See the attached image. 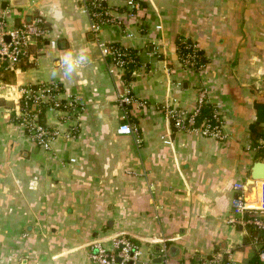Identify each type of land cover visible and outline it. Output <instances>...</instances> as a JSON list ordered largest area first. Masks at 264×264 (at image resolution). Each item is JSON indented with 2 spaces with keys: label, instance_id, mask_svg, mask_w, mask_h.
<instances>
[{
  "label": "crops",
  "instance_id": "1",
  "mask_svg": "<svg viewBox=\"0 0 264 264\" xmlns=\"http://www.w3.org/2000/svg\"><path fill=\"white\" fill-rule=\"evenodd\" d=\"M108 3L117 12L124 0ZM0 8L15 22L39 13L48 25L29 45L23 61L32 65L0 67V264H93L91 242L109 245L113 235L136 241L142 261L163 241L178 248L169 264L213 246H237L232 258L250 260L254 248L243 242L250 222L233 214L231 200L233 182L245 181L258 159L247 143L254 102H264V0H143L137 18L121 17L132 36L103 24V40L136 48L140 65L129 82L107 71L79 0H0ZM178 37L203 49L201 72L181 62ZM81 47L91 52L82 71L50 78L52 69L64 72L58 54ZM57 81L59 97L80 103L79 120L73 130L70 112L48 107L55 134L43 148L16 119L19 96L27 84ZM200 87L226 109L223 138L173 131L161 108H193ZM127 90L138 134L116 131Z\"/></svg>",
  "mask_w": 264,
  "mask_h": 264
},
{
  "label": "built area",
  "instance_id": "2",
  "mask_svg": "<svg viewBox=\"0 0 264 264\" xmlns=\"http://www.w3.org/2000/svg\"><path fill=\"white\" fill-rule=\"evenodd\" d=\"M82 7L87 12L91 21L90 30L92 31L99 54L106 62L107 71L111 74H122L123 67L126 62L132 61V57L126 56L125 47L115 45L113 41H105L101 37V26L103 24H111L115 28H119L123 35L130 37L133 35L132 31L123 24L121 17L137 18V12L142 6L143 0H124L120 11L114 12L109 6L108 0H79ZM7 9L0 8V67L16 68L17 63L21 60H26L30 55L29 45L32 42L42 39L48 31V26L43 15L39 13H31L28 17H23L18 22L13 21L7 16ZM114 12V13H113ZM121 14V16H120ZM123 46V45H122ZM138 67V66H137ZM139 68H137L138 70ZM199 70L197 72H201ZM135 71L134 73H136ZM4 82L0 78V88ZM57 88L56 82L41 83L36 89L34 95L35 101L38 99L52 101L49 108L57 111H68L69 108L74 110L66 119L71 121V129L77 127L79 116L78 109L80 103L77 98L59 97L60 91H55ZM21 95L26 94L29 90L27 87L21 88ZM20 95V96H21ZM19 96V97H20ZM64 99V102L61 101ZM120 103L125 107L126 104L135 102L133 94L128 90L122 93L119 97ZM206 101H209L204 88H199V93L195 99V106L193 108H186L182 106H174L164 104V113L169 117L174 118V125L180 130L195 129L204 135L215 136L217 138L224 137L223 126L225 124L226 109L223 107L221 101L213 103L214 117L216 123L212 126L205 122L202 127H193L194 116L199 111V108ZM125 121L121 122L116 131L121 134H138V128L134 123L126 120L127 114L123 113ZM35 132L31 137L43 148H48L50 138L55 134L54 129H48L43 125L35 124ZM262 141V139H260ZM247 149L256 154V146L251 144V140L247 143ZM258 158H260L258 156ZM74 161V157L69 159ZM260 191L258 196V204L255 205L249 201L244 200L242 187L244 181L236 180L233 182V189L235 191L231 200V207L234 215H241L243 213L248 218L250 223L257 229L264 230V221L255 215L259 212L264 213V179H260ZM249 215V216H248ZM110 244H106L103 239H94L91 244L94 246V251L90 253L93 264H136L140 261L141 264H152V257H159V264H169L168 244L166 241L161 242L158 248H154L151 258L148 261H142L140 245L125 235H113ZM250 243L254 248V254L257 255L255 260H248L245 264H264V245L262 240L258 237L251 239ZM236 247L230 246L223 248L221 246H213L208 252H193L191 256L181 255L179 264H238L231 256V251ZM253 254V256H254ZM252 256V257H253Z\"/></svg>",
  "mask_w": 264,
  "mask_h": 264
},
{
  "label": "trees",
  "instance_id": "3",
  "mask_svg": "<svg viewBox=\"0 0 264 264\" xmlns=\"http://www.w3.org/2000/svg\"><path fill=\"white\" fill-rule=\"evenodd\" d=\"M47 24V23H45ZM48 26V25H47ZM115 45H119L122 48L125 47L126 56L125 57H132V61L126 62L124 64L123 69V79L126 82H129L133 75H135V71H137V66L140 65L138 60V55L135 47L132 46H125L118 41L112 42ZM123 45V46H122ZM176 45H177V52L179 54V58L181 62L184 65H187L190 67V69L194 71L202 70L205 62L206 57L203 53V49L198 46L196 41L193 39L186 37H178L176 39ZM16 65L26 67L29 65H32L31 61H19ZM43 82H36V83H30L27 84L25 87L28 88V92L25 94H22L19 97V107L21 113L16 117V119L19 122H22L24 124V128L26 132L30 135H32L35 132V126H33V123L43 125L48 129H51L48 125L45 123V111L46 109L53 103L52 101H46L42 99H38L35 101L34 95L36 94L35 89ZM57 88L55 91H61L62 85L60 82H56ZM62 102H64V99H61ZM131 104H126L125 109L127 113L126 120L130 121L132 119L131 116ZM254 107L256 109V118L253 120L249 126L248 130L251 137V144L253 146H256V156H259L260 158H264V102L263 101H255ZM161 108L162 105H161ZM214 105L210 101H206L202 104V106L199 108V111L194 116V123L193 127H202L205 122H208L210 126L214 125L216 123L215 117H214ZM74 110H71L69 108L68 112L72 113ZM169 123L173 129V131L178 130L176 126L174 125V118L169 117ZM131 122V121H130ZM262 139V141H260ZM37 143V142H36ZM38 144V143H37ZM249 216V215H248ZM256 217H260L264 220V213H258L255 215ZM258 237L262 240V244L264 245V230L257 229L253 223L248 224L247 232L243 235V242H250L252 238ZM257 258V255L254 254L253 257H251V260H255Z\"/></svg>",
  "mask_w": 264,
  "mask_h": 264
},
{
  "label": "clouds",
  "instance_id": "4",
  "mask_svg": "<svg viewBox=\"0 0 264 264\" xmlns=\"http://www.w3.org/2000/svg\"><path fill=\"white\" fill-rule=\"evenodd\" d=\"M51 47L55 49L56 43L52 41ZM91 52L87 47H81L76 50H65L58 54L55 66L57 69L62 68L64 72L58 73L52 69L50 78L52 79H73L82 69L90 62Z\"/></svg>",
  "mask_w": 264,
  "mask_h": 264
},
{
  "label": "water",
  "instance_id": "5",
  "mask_svg": "<svg viewBox=\"0 0 264 264\" xmlns=\"http://www.w3.org/2000/svg\"><path fill=\"white\" fill-rule=\"evenodd\" d=\"M12 5H23L26 4L27 0H10ZM6 3L3 4L5 6ZM257 179H264V158H258L254 160L250 166L249 176L245 179L242 192L243 198L246 201H251L255 198V181ZM246 214V213H244ZM158 248V246L156 247ZM168 252L170 254H177L178 248L175 245H171L168 247ZM159 257L152 258V264H159ZM136 264H141L137 262Z\"/></svg>",
  "mask_w": 264,
  "mask_h": 264
},
{
  "label": "bare ground",
  "instance_id": "6",
  "mask_svg": "<svg viewBox=\"0 0 264 264\" xmlns=\"http://www.w3.org/2000/svg\"><path fill=\"white\" fill-rule=\"evenodd\" d=\"M260 181H261L260 179H257L255 181V198L253 200L249 201V202H251V203H253L255 205L258 204V196H259V193H258V182L260 183ZM259 191H260V187H259Z\"/></svg>",
  "mask_w": 264,
  "mask_h": 264
},
{
  "label": "rangeland",
  "instance_id": "7",
  "mask_svg": "<svg viewBox=\"0 0 264 264\" xmlns=\"http://www.w3.org/2000/svg\"><path fill=\"white\" fill-rule=\"evenodd\" d=\"M201 88H203V87H200V89H201ZM39 145H40V144H39ZM259 213H263V212H259ZM258 218H260V217H258ZM260 219H262V218H260ZM262 220H263V219H262ZM263 221H264V220H263Z\"/></svg>",
  "mask_w": 264,
  "mask_h": 264
}]
</instances>
